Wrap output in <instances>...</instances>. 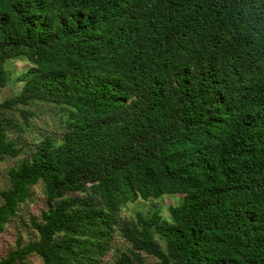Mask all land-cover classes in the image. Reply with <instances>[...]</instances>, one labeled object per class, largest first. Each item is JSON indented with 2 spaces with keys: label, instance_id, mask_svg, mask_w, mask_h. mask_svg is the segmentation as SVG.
Wrapping results in <instances>:
<instances>
[{
  "label": "trees",
  "instance_id": "obj_1",
  "mask_svg": "<svg viewBox=\"0 0 264 264\" xmlns=\"http://www.w3.org/2000/svg\"><path fill=\"white\" fill-rule=\"evenodd\" d=\"M12 60L0 264H264V0H0Z\"/></svg>",
  "mask_w": 264,
  "mask_h": 264
},
{
  "label": "rangeland",
  "instance_id": "obj_2",
  "mask_svg": "<svg viewBox=\"0 0 264 264\" xmlns=\"http://www.w3.org/2000/svg\"><path fill=\"white\" fill-rule=\"evenodd\" d=\"M6 67L10 70V81L8 84L0 90V102L8 98L18 92L20 89V83L14 82V77L23 69L27 67L26 63L24 61L19 60H12L8 61L6 63ZM18 120V122L21 123L20 117L13 112ZM56 114L52 112V110H47L43 114H36V118H31L30 121H33L32 123L38 125L39 127H45L48 126V128L54 127V120H55ZM36 125H34L35 130H37ZM12 164V161L5 160L3 163H0V189L3 185L4 180V173L5 169L8 165ZM34 202L30 204V214H33L37 211L38 208H40V199L39 197H34ZM178 202V196H163L157 200H148V201H136L133 204L126 205L122 211L121 216L127 217V218H133L136 212H139L141 214H146L153 209H158L160 211V215L162 217L167 216V207L171 204H176ZM17 224V225H16ZM16 224L9 225L2 233H0V257L4 256V254L12 249L14 247V241L15 237L20 236L21 239H25L27 235L30 234L31 230L27 227H25L24 222L22 224H19L17 222ZM32 234V233H31ZM111 253V252H110ZM109 253V255H110ZM28 264H39V260L35 257H30L28 260ZM104 264H111V257L107 256V260Z\"/></svg>",
  "mask_w": 264,
  "mask_h": 264
}]
</instances>
